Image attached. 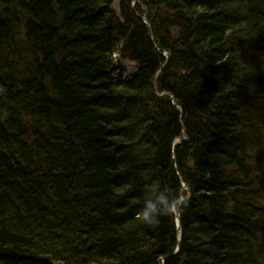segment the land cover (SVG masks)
I'll return each instance as SVG.
<instances>
[{
  "label": "trees",
  "instance_id": "1",
  "mask_svg": "<svg viewBox=\"0 0 264 264\" xmlns=\"http://www.w3.org/2000/svg\"><path fill=\"white\" fill-rule=\"evenodd\" d=\"M113 5L0 0V264H264V0Z\"/></svg>",
  "mask_w": 264,
  "mask_h": 264
},
{
  "label": "clouds",
  "instance_id": "2",
  "mask_svg": "<svg viewBox=\"0 0 264 264\" xmlns=\"http://www.w3.org/2000/svg\"><path fill=\"white\" fill-rule=\"evenodd\" d=\"M155 191V196L143 200L139 213V219L149 226L159 225L164 216L179 214L186 203L183 199H177V193L162 190V186H157Z\"/></svg>",
  "mask_w": 264,
  "mask_h": 264
},
{
  "label": "rangeland",
  "instance_id": "3",
  "mask_svg": "<svg viewBox=\"0 0 264 264\" xmlns=\"http://www.w3.org/2000/svg\"><path fill=\"white\" fill-rule=\"evenodd\" d=\"M120 0H114V8H116L117 9V7H118V2H119ZM123 78L125 79V80H130V77H129V75L127 74V73H124L123 74Z\"/></svg>",
  "mask_w": 264,
  "mask_h": 264
},
{
  "label": "water",
  "instance_id": "4",
  "mask_svg": "<svg viewBox=\"0 0 264 264\" xmlns=\"http://www.w3.org/2000/svg\"><path fill=\"white\" fill-rule=\"evenodd\" d=\"M177 226L180 227V221H179V218H177ZM177 250H178V247H177Z\"/></svg>",
  "mask_w": 264,
  "mask_h": 264
},
{
  "label": "bare ground",
  "instance_id": "5",
  "mask_svg": "<svg viewBox=\"0 0 264 264\" xmlns=\"http://www.w3.org/2000/svg\"><path fill=\"white\" fill-rule=\"evenodd\" d=\"M183 187H185V185H183ZM238 214L244 215V213L242 211H239ZM246 216V214H245Z\"/></svg>",
  "mask_w": 264,
  "mask_h": 264
}]
</instances>
